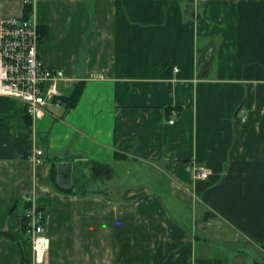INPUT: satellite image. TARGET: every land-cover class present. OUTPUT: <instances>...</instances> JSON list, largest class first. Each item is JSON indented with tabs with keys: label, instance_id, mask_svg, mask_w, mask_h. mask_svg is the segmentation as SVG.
<instances>
[{
	"label": "crops",
	"instance_id": "crops-1",
	"mask_svg": "<svg viewBox=\"0 0 264 264\" xmlns=\"http://www.w3.org/2000/svg\"><path fill=\"white\" fill-rule=\"evenodd\" d=\"M27 5L65 80L40 119L0 97V264H34L31 203L42 264H263L264 0H0V18Z\"/></svg>",
	"mask_w": 264,
	"mask_h": 264
},
{
	"label": "built area",
	"instance_id": "built-area-1",
	"mask_svg": "<svg viewBox=\"0 0 264 264\" xmlns=\"http://www.w3.org/2000/svg\"><path fill=\"white\" fill-rule=\"evenodd\" d=\"M40 43L41 35L33 12L27 18H0V97L21 102L32 120L44 117L47 107L60 101L58 84L65 80L63 70L51 68L41 60ZM174 70L179 71L177 67ZM170 124H174V120ZM43 153L36 150L32 161L39 163ZM212 174V170L204 166L195 168L198 180H208ZM24 218L33 244L34 264H42L49 247L46 213L31 203Z\"/></svg>",
	"mask_w": 264,
	"mask_h": 264
},
{
	"label": "trees",
	"instance_id": "trees-1",
	"mask_svg": "<svg viewBox=\"0 0 264 264\" xmlns=\"http://www.w3.org/2000/svg\"><path fill=\"white\" fill-rule=\"evenodd\" d=\"M31 15V6L30 5H27L25 6V9H24V17L27 18ZM39 33L41 35V38H45L48 34V31H47V28L46 27H43V26H39ZM83 90H84V83L82 82H78L75 86V88L73 89L72 93L69 95V96H64L62 101L65 102L67 104V107L71 108V107H74L82 93H83ZM23 219V226L24 228L26 227V219L24 218V216L22 217ZM264 264V263H263Z\"/></svg>",
	"mask_w": 264,
	"mask_h": 264
},
{
	"label": "rangeland",
	"instance_id": "rangeland-1",
	"mask_svg": "<svg viewBox=\"0 0 264 264\" xmlns=\"http://www.w3.org/2000/svg\"><path fill=\"white\" fill-rule=\"evenodd\" d=\"M58 90L59 91L63 90V86H62L61 82L58 84ZM29 241L32 242L30 236H29ZM261 262L264 263V255L261 256Z\"/></svg>",
	"mask_w": 264,
	"mask_h": 264
}]
</instances>
